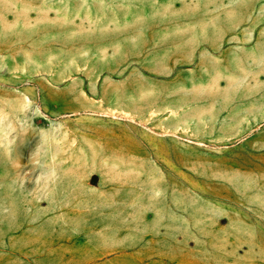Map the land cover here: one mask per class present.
<instances>
[{"label": "rangeland", "instance_id": "obj_1", "mask_svg": "<svg viewBox=\"0 0 264 264\" xmlns=\"http://www.w3.org/2000/svg\"><path fill=\"white\" fill-rule=\"evenodd\" d=\"M99 1L0 0V264H34L61 245L60 232L37 218L68 196L61 178L85 175L82 167L58 169L72 163L96 164L94 175L105 172L115 184L142 181L156 191L151 207L173 211L138 218L147 239L107 242L104 264H264L260 154L149 124H110L119 119L95 111L92 97L76 95L74 81H59V43L46 34L60 30L47 22L60 12L98 8ZM60 137L104 143L95 150L113 159L52 162ZM126 152L154 159L125 160Z\"/></svg>", "mask_w": 264, "mask_h": 264}, {"label": "crops", "instance_id": "obj_2", "mask_svg": "<svg viewBox=\"0 0 264 264\" xmlns=\"http://www.w3.org/2000/svg\"><path fill=\"white\" fill-rule=\"evenodd\" d=\"M74 11L47 22L60 30L46 34L59 43V81H74L76 95L119 119L110 124H149L203 143L246 146L264 158V0H100L98 8ZM57 139L52 162L113 159L95 150L104 143ZM64 167H82L85 175L61 178L68 196L37 218L60 232L61 245L34 264H104L107 242L147 239L138 218L173 216L151 207L156 191L142 181L115 184L105 172L95 176L99 167L91 163ZM93 175L96 184L88 181Z\"/></svg>", "mask_w": 264, "mask_h": 264}]
</instances>
